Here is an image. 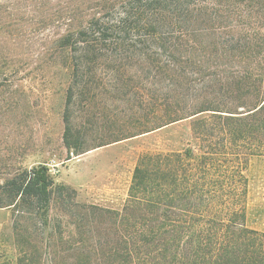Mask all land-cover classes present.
Segmentation results:
<instances>
[{"label":"trees","instance_id":"16d2710c","mask_svg":"<svg viewBox=\"0 0 264 264\" xmlns=\"http://www.w3.org/2000/svg\"><path fill=\"white\" fill-rule=\"evenodd\" d=\"M118 5L60 40L71 54L68 107L99 57L141 36L140 48L129 46L138 57L169 61L160 64L162 83L145 90L149 108L137 131L206 114L191 127L198 152L142 154L121 210L78 203L45 166L17 173L0 185V208L13 210L18 264H264L244 176L248 161L264 156V0ZM63 123L65 148L81 154L67 111Z\"/></svg>","mask_w":264,"mask_h":264},{"label":"rangeland","instance_id":"374dc122","mask_svg":"<svg viewBox=\"0 0 264 264\" xmlns=\"http://www.w3.org/2000/svg\"><path fill=\"white\" fill-rule=\"evenodd\" d=\"M119 2L0 0V185L23 170L45 166L57 185L76 191L78 203L121 210L142 154L189 147L198 152L191 127L206 114L137 131L149 108L145 90L162 83L160 64L169 61L165 56L138 57L139 51L130 47L140 48L141 36L130 37L125 50L112 49L99 57L88 83L68 107L71 54L60 40L94 18L112 17ZM66 111L83 151L79 155L63 143ZM121 134L131 137L100 146ZM244 176L248 225L264 232V156L251 158ZM12 214V209L0 208V264H18ZM38 249L43 253L44 248ZM42 260L40 264H50Z\"/></svg>","mask_w":264,"mask_h":264}]
</instances>
